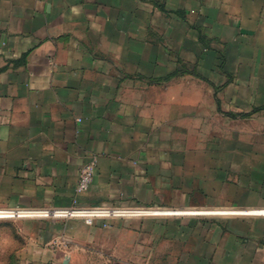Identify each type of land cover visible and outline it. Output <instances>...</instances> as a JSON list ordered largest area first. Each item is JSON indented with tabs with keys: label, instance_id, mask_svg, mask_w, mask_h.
I'll use <instances>...</instances> for the list:
<instances>
[{
	"label": "crops",
	"instance_id": "crops-1",
	"mask_svg": "<svg viewBox=\"0 0 264 264\" xmlns=\"http://www.w3.org/2000/svg\"><path fill=\"white\" fill-rule=\"evenodd\" d=\"M75 198L175 212L179 249L160 219L108 223L140 254H90L101 220L20 221L50 262L264 264V0H0V209Z\"/></svg>",
	"mask_w": 264,
	"mask_h": 264
},
{
	"label": "rangeland",
	"instance_id": "rangeland-1",
	"mask_svg": "<svg viewBox=\"0 0 264 264\" xmlns=\"http://www.w3.org/2000/svg\"><path fill=\"white\" fill-rule=\"evenodd\" d=\"M0 208H15L10 206H0ZM138 208V207H137ZM161 207H150L144 209H153ZM165 208V207H164ZM153 210H168V209H153ZM172 211V210H169ZM0 212H6L8 214H0V264H49V254H53L55 250L54 243H49L44 246V251L38 253L36 248L31 244L32 238L30 235L31 228L28 227H19L20 221L24 219H46V220H55V219H81L85 221L82 217L78 216H34L33 212L30 211H20L15 209H5ZM175 213V212H174ZM170 214H154L148 213L143 215H126V216H106L100 219L104 229L101 230H92L89 231L95 238L94 243L89 244L91 248L90 254H140L135 249H139V238L137 237L138 244H132L127 247H124L122 244H116L113 246L109 242V233L107 227H109V222L115 219H123L132 222L131 227L137 226L138 223L135 221L144 220V219H160L164 221V252L165 254H173V252L179 249L180 242L174 238L173 229L176 230V221L179 216ZM179 213V212H177ZM218 215H200L196 216L199 218H209L217 217ZM95 224V223H94ZM92 225V224H91ZM88 230L80 228H74L71 231L69 247H71L72 252L75 254L76 246L79 245L77 239L81 237L83 233H86ZM64 234V233H63ZM139 234V233H138ZM143 236L145 233L143 232ZM134 238L131 239V243ZM62 241L63 238H62ZM64 245L66 244L63 242ZM62 244V243H61ZM43 247V246H42ZM48 248V250H46Z\"/></svg>",
	"mask_w": 264,
	"mask_h": 264
},
{
	"label": "built area",
	"instance_id": "built-area-1",
	"mask_svg": "<svg viewBox=\"0 0 264 264\" xmlns=\"http://www.w3.org/2000/svg\"><path fill=\"white\" fill-rule=\"evenodd\" d=\"M95 166H96V162L95 159H91L90 161L86 162L82 168L80 169L79 172V177H78V183L76 186V192L82 193L86 190H88V188L90 187L93 178L95 176ZM143 207H135V208H131V207H105V206H95V207H90V208H86V207H81L78 205V200L75 198L73 200V204L69 207H63V208H49V207H45L43 209H52V210H78L76 215H52V216H78V217H82L85 222L87 224H94L97 220L102 219V217H106V216H102L99 215L95 212V210H100V209H108L113 211H124V210H131V209H140ZM18 209V208H17ZM51 216V215H50ZM111 216L112 215H108ZM122 216H126V215H122ZM117 217V216H115ZM49 264H64V262H56V261H51Z\"/></svg>",
	"mask_w": 264,
	"mask_h": 264
},
{
	"label": "bare ground",
	"instance_id": "bare-ground-1",
	"mask_svg": "<svg viewBox=\"0 0 264 264\" xmlns=\"http://www.w3.org/2000/svg\"><path fill=\"white\" fill-rule=\"evenodd\" d=\"M148 210V209H144V208H140V209H129V210H120V211H111V210H108V209H100V210H95V212L99 215H102V216H108V215H112V216H122V215H143V214H148V213H145V211ZM44 213L46 214H49V215H53V212H48V211H43ZM78 212V210H66L65 211V214L66 215H76ZM0 214H8L6 212H0Z\"/></svg>",
	"mask_w": 264,
	"mask_h": 264
},
{
	"label": "water",
	"instance_id": "water-1",
	"mask_svg": "<svg viewBox=\"0 0 264 264\" xmlns=\"http://www.w3.org/2000/svg\"><path fill=\"white\" fill-rule=\"evenodd\" d=\"M64 264H68V261H67V260H65V261H64Z\"/></svg>",
	"mask_w": 264,
	"mask_h": 264
}]
</instances>
